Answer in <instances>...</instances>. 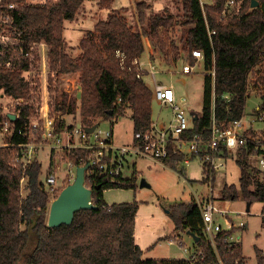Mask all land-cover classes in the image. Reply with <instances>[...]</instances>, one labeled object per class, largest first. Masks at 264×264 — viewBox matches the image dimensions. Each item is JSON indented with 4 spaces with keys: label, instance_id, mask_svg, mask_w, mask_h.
<instances>
[{
    "label": "trees",
    "instance_id": "16d2710c",
    "mask_svg": "<svg viewBox=\"0 0 264 264\" xmlns=\"http://www.w3.org/2000/svg\"><path fill=\"white\" fill-rule=\"evenodd\" d=\"M87 1L47 0L32 4L28 0H0V18H10L6 27L0 26V32L8 37L0 42V91L15 101L14 109L20 113L17 128L35 115L39 99L33 94H38L37 80L25 73L39 68L40 55L34 49V59L30 60L21 53V48L29 51L35 44L47 46L51 75H78L81 124L85 128L107 120L115 124L129 108L133 111L134 132H146L151 127L153 92L139 77L137 66L145 53L146 40L152 45V57L160 53L168 64L196 63L192 52H203L207 71L203 108L195 116L188 136L200 133L208 138L214 120L228 124L243 118L250 98L249 77L256 70L262 69L255 86L264 87V0H241L240 11L224 21L222 14L228 0H214L212 5H204L201 0H175L181 6V20L167 9L148 14L150 6L146 0H139L137 24H131L125 16L129 8L112 9L108 18L100 20L94 31L80 41L81 53L73 57L64 37L65 22L75 20ZM253 1L259 5L252 7ZM112 3L113 0H99L102 9H110ZM11 4L16 7L10 9ZM177 26L184 28L180 44L172 38ZM184 53L189 54L187 58ZM50 82L54 92L52 77ZM65 94L62 101L53 97L55 112L75 110L77 99ZM21 99L24 103H17ZM58 125L66 127L62 117ZM13 140L20 143L24 138L15 133ZM14 155V150L0 148V264H247L241 243L229 248L226 239L231 232L220 234L216 247L206 239L195 202L174 204L170 217L176 230L189 231L200 238L197 245L201 254L190 259H144L134 236L139 204L134 201L109 205L103 197L107 189L136 188L137 174L113 183L100 180L96 186L102 188L93 194L98 209L81 210L71 225L50 228V195L40 181L41 163L36 160L28 167L14 166ZM76 155L83 157L86 151H77ZM252 155L250 149H239V186H224L221 199L236 201L241 197L247 202L264 203V179L260 178L262 171L250 163ZM182 160L183 156L174 155L163 162L174 168ZM24 174L29 177V194L22 197L20 183ZM257 261L264 264L261 250L257 251Z\"/></svg>",
    "mask_w": 264,
    "mask_h": 264
},
{
    "label": "built area",
    "instance_id": "2783aa9c",
    "mask_svg": "<svg viewBox=\"0 0 264 264\" xmlns=\"http://www.w3.org/2000/svg\"><path fill=\"white\" fill-rule=\"evenodd\" d=\"M241 4V0H228L226 8L230 6L239 12ZM9 7L13 9L16 5L11 4ZM226 17L227 14L224 13L222 19ZM9 21L8 17L5 20L0 18V26L3 25L2 23L6 25ZM7 38L0 32V42H5ZM41 45L45 47L44 44H35L29 51L21 48L22 55L30 60L34 59V49H37L40 55L38 63L41 64L42 69L39 66L38 69L33 68L25 73L30 79L37 80L35 86L38 87V94L33 92L34 95L39 96L35 115L28 123L17 128L16 123L20 119V113L14 109L15 101L12 100L11 107L3 106L7 97L1 95L0 148L14 150V166L28 167L32 162L40 160L42 168L40 181L42 188L49 195L57 192L56 186L60 180L65 185L72 183L75 180L77 169L86 164L89 166L86 171L85 184L91 189H95L100 180L112 183L125 180L124 173L125 169L129 168L130 160L139 158H150L163 162L174 155H181L184 165L197 160L202 166L207 184L211 187L216 174L225 169L227 153L233 149H250L253 152L252 156L258 158V167L264 170V132L253 129L256 122H264V109L260 108L254 113L248 127L243 118L228 124L217 123L214 120L208 138L200 133L188 136L187 133L192 130L194 120L189 100L185 96H180L172 83L167 84L157 80L158 71L156 63L152 60L147 63L143 60L137 62L138 75L144 80L146 77L153 80V100L161 107H169L173 110L169 124L160 125L152 121L151 127L146 132H134L132 142L122 145L115 143L113 129L111 131L101 130L99 129L100 123L96 124L92 133L86 132V128L81 123L66 124L65 128H60L58 118L64 116L60 112L57 116L53 113L51 109L53 100L51 98L52 102L50 101V96L47 107L43 97V89H46V54L40 50ZM192 54L197 60L204 59L202 51L194 50ZM146 65H150L151 68H147ZM196 66L187 61L178 72L181 75H191L194 74ZM170 74L175 75L176 73L171 72ZM47 87H49L48 84ZM120 102L121 99L118 103ZM17 103L22 104L24 100H18ZM10 114H15L16 120H12ZM78 124L81 127H78ZM15 133L21 135L24 141L20 143L14 141ZM80 150H85L86 155L83 157L76 155ZM42 153H47L49 157L47 172L43 169L40 159ZM28 181L29 177L24 174L20 183L21 196L29 194ZM209 193V196H219L214 194L213 188ZM197 204L203 220V234L214 247H216V238L224 232H231L226 239L229 248L240 243L239 230L247 224L244 221L235 222L229 214V207L221 208L213 199L204 203L197 202ZM181 245L184 252L189 253V248L183 242ZM201 252L200 249L196 250L189 259L195 258Z\"/></svg>",
    "mask_w": 264,
    "mask_h": 264
},
{
    "label": "rangeland",
    "instance_id": "374dc122",
    "mask_svg": "<svg viewBox=\"0 0 264 264\" xmlns=\"http://www.w3.org/2000/svg\"><path fill=\"white\" fill-rule=\"evenodd\" d=\"M46 1L47 0H28V3L40 4ZM138 1L139 0H113L110 9H102L99 6V0H88V3H85L86 5L78 13L75 20L69 21L70 23L67 20L68 29L65 32L66 36L68 37L67 41H69L70 43H73L76 39H79L80 41L84 36L81 35L83 29L85 31V35L89 32L94 31L95 23L100 21L102 18L106 20L108 18L107 13H109V11L114 8H129V11L124 14L131 24H137V18L135 14L137 12L136 4L138 3ZM201 1L204 5H212L214 3V0ZM146 2L150 6L147 11L148 14L164 13V10L167 9L181 20V17H179V15L181 14V6H179L175 2V0H146ZM224 13L227 14L228 19L230 18V16L237 14V10L228 6L224 10L223 14ZM224 20L225 19H223L222 21ZM2 24L5 25L4 23ZM6 26L7 25H5V27ZM183 29L181 26H177L176 34L172 36L173 40H175L178 44H180ZM72 40L73 42H71ZM78 47L79 46L76 45L70 46L68 52L73 57H77L81 53ZM43 48L44 47L41 45L40 50H43ZM45 48L47 53V46H45ZM188 55V53L183 54L184 58H187ZM143 57L141 58V60L147 63L148 60L143 59ZM151 60L153 61V63H156V69L158 71L157 80L167 84L172 83L176 87L178 94L180 96H185L189 100L191 113L193 112L194 116L201 114L203 108L204 81L207 73L204 65V59L197 60V63L193 64L190 62L192 65H197L194 74L191 75L179 74L180 70L185 64L183 63V61H181V63L177 65L168 64V61L166 62L165 57L160 53H157L155 57L153 56ZM48 62V58H46V75L49 78L48 88L50 101L52 102L53 100L54 102L53 97H57L62 101L66 95L65 93L69 94V96L72 98H76L77 105L75 106V110L72 113L64 112L65 114H62V116H64L62 118H64L66 124L73 125L76 123H81L80 84L78 75L70 74L55 77V75H51L52 73ZM39 66L42 69L41 64ZM146 67L151 68L150 65H146ZM261 70L262 69L256 70L249 77L250 98L248 99L246 105V119H252L254 112H256L260 104H263L262 106H264V87L257 88L255 86V84L259 80ZM165 71H167V73L164 74L163 72ZM171 72L176 74L171 75ZM50 77L54 79V82H52V89L54 90V92L50 90ZM261 81L262 80H260L259 82ZM145 82L149 88H152V90L154 89L153 80H151L149 77H146ZM46 90L47 88L43 89L44 100L47 99ZM1 95L2 91H0V96ZM10 103H12V100L7 96V98L3 102V106L11 107ZM51 109L56 116L59 115V113L55 112L53 108ZM132 113L133 111L129 108L126 110L125 115L118 117L115 124H112L108 120L103 121L100 123L99 129L104 131H111V129H113L114 141L118 145L128 143L132 140L134 132ZM172 115L173 110L171 108L161 107L158 102L153 101V120L158 121L159 124H169ZM255 125L261 129H264V122L258 121ZM232 151L234 152H232L230 155L227 153L226 168L219 171L216 178H214V187L209 186L206 183V180L202 178L203 175L201 171V165L198 161H192L189 165H187L186 168V177L193 181L190 182V186L181 176H179L177 172L178 170H176L175 168L173 169L171 167H166L161 163V161L158 163L154 160L144 158L138 160H130L129 168L127 167L125 169L124 175L126 179L130 178L132 174H137L136 188H113L104 190V201L109 205L134 201L139 204L137 236L144 245H148V247H146L145 251L143 252L144 259H180L189 256L188 253H185L183 249H181V246L179 245V243H177L178 240L175 241L173 239L175 243L171 244L170 239L162 238L166 235H169V231L171 227H173V220L167 213V209L171 210L174 203L177 204L192 202L185 201H188L191 198L193 190L197 192V196H209V192H211V188H213L214 194L219 195L221 198V191L225 185L235 184L239 186L241 171L239 165L236 162L239 150L233 149ZM40 159L43 163V169L47 172L49 163V157L47 156V153L40 154ZM135 162L136 166L135 168H133L132 165ZM256 164L258 165L257 161L255 162V165ZM260 178L264 179V175H261ZM143 180L147 185L141 187V183ZM69 184L71 183L65 185L61 182V180L57 184V192L54 195H50L48 215L51 203ZM216 203L225 209L226 207H229V214L234 218L235 222L239 223L241 221H244L246 224H248V226L240 232V234L243 235L241 241L243 243L244 252L248 257L249 264H258L256 258L257 251L259 249L264 250V228L262 227L261 203H253L250 212H246L245 209L247 203L242 199L236 200L235 202L216 201ZM24 227L25 226L23 225V228ZM184 244L188 245L187 238L186 240H184ZM19 264L25 263L22 261Z\"/></svg>",
    "mask_w": 264,
    "mask_h": 264
},
{
    "label": "crops",
    "instance_id": "0c3cea01",
    "mask_svg": "<svg viewBox=\"0 0 264 264\" xmlns=\"http://www.w3.org/2000/svg\"><path fill=\"white\" fill-rule=\"evenodd\" d=\"M86 3H88V2H86ZM86 5V4H85ZM84 5V6H85ZM114 9H119V8H114ZM109 13H110V11H109ZM109 13H107V15H109ZM108 17V16H107ZM101 20H104L103 18L101 19ZM69 22V21H68ZM99 22V21H98ZM98 22H96L95 23V25L98 23ZM70 23V22H69ZM94 25V26H95ZM68 28H67V21L65 22V30H64V37H65V40H66V42L68 43V45L69 46H74V45H76V46H78L79 45V43H80V41L85 37V34H84V29H83V32H82V36H83V38L79 41V39H76L74 42H73V40L71 41V42H73V43H70L69 41H67V36H66V30H67ZM79 42V43H78ZM146 43V50H145V53H144V57H143V59H145V60H151V57H152V54H154V52H153V49H152V45L150 44V42H145ZM150 44V46H149V44ZM73 44V45H72ZM78 44V45H77ZM148 44V45H147ZM149 46V47H148ZM43 53H45L46 54V58H48V50H47V53H46V48L44 47L43 48ZM46 74H47V71H46ZM46 88H47V99H46V107L48 106V102H49V89H48V87H47V84H48V76L46 75ZM162 82V81H161ZM176 88V87H175ZM151 90H152V88H150ZM177 90V89H176ZM154 101V100H153ZM247 105V104H246ZM263 105V104H262ZM262 105L260 104L259 106H258V108H257V110L258 109H260L261 107H262ZM256 110V111H257ZM255 113V112H254ZM192 114H193V112H192ZM196 116H198V115H196ZM253 116H254V114H253ZM194 119H195V116H194ZM243 120H244V123H245V125H246V127H248L249 126V122H250V120L251 119H246V111H245V115H244V117H243ZM152 121H155V120H153V117H152ZM158 124H159V122L158 121H156ZM256 124V123H255ZM253 125V129H255V130H259V131H263L264 132V129H261V128H259V127H257L256 125ZM160 125H162V124H160ZM133 126H134V123H133ZM133 134H134V132H133ZM132 139H133V136H132ZM130 142H132V140L130 141ZM130 142H128V143H130ZM232 152H234V151H231V152H228V154L230 155ZM139 159H144V158H139ZM146 159H150V158H146ZM258 158H257V156H251L250 157V163L255 167V168H257L258 170H260V171H262V175H264V170H261L260 169V167H258V165L256 164L255 165V162L257 161V163H258V160H257ZM134 160V159H133ZM138 160V159H137ZM150 160H153V159H150ZM155 162H160V161H156V160H154ZM192 161H197V160H192ZM192 161H190V163L192 162ZM164 166H166V167H171V166H169L168 164H165L164 162H161ZM189 163V164H190ZM185 163H184V161H181V162H179L177 165H176V167H174L176 170H178L177 172H178V174H179V176H181L184 180H185V182L187 183V184H189L190 185V182H193L192 180H190V179H188V177H186V168H187V165H189V164H187V165H184ZM200 164V163H199ZM133 166V168H135V166H136V162L132 165ZM171 168H173V167H171ZM173 168V169H174ZM225 168H226V166H225ZM224 170V169H223ZM201 171H202V166H201ZM133 175V174H132ZM131 175V176H132ZM202 178L203 179H205L204 178V174H203V172H202ZM216 176H217V174H216ZM131 178V177H130ZM216 178V177H215ZM215 180V179H214ZM203 181V180H202ZM207 183V182H206ZM209 185V184H208ZM233 185V184H232ZM191 186V185H190ZM226 186V185H225ZM142 187V186H141ZM214 187V186H213ZM107 190H109V189H107ZM104 197V196H103ZM211 199H213V201H218V202H235V201H226V200H223V199H221L220 198V196L219 197H216V196H197V192H195L194 190L192 191V196H191V198L188 200V201H185V202H189V201H192V202H195L196 204H197V202H200V203H204V202H206V201H209V200H211ZM239 199H242L244 202H246L247 203V206H246V212H250V210H251V207H252V205H253V203H256V202H247V201H245L243 198H239ZM238 199V200H239ZM182 202H184V201H182ZM258 203H261V218H262V227L264 228V215H263V213H262V211H263V206H264V203H262V202H258ZM175 204V203H174ZM173 204V205H174ZM198 205V204H197ZM221 207V206H220ZM221 208H223V207H221ZM139 211V210H138ZM167 213L170 215V210L169 209H167ZM138 218H139V216H138V213H137V215H136V226H135V234H134V236H135V242L140 246V248L143 250V252L145 251V249H146V247H148V245H144L139 239H138V236H137V225H138ZM173 222V221H172ZM248 226V224L244 227V228H246ZM244 228H242L241 230H239V236H240V243H241V245H242V249H243V255H244V257H246V259H247V264H249V260H248V257L246 256V254H245V252H244V247H243V243H242V241H241V239H242V236L243 235H241L240 234V232L244 229ZM170 233H169V235H166L165 237H162V238H168V239H170V243L171 244H173V243H175V241L176 240H178L177 241V243H179V245L181 246V249H183V247H182V245H181V242H183L184 243V240H186V238H187V241H188V245L187 244H185V246L186 247H188L189 248V253H188V255L189 256H186V257H183V258H180V259H189V257L196 251V250H198L199 248H198V245H197V242L198 241H196L190 234H188L189 233V231H182V230H176L175 229V224H174V222H173V227H171V229H170V231H169ZM175 241H174V240ZM196 248V249H195ZM259 250H261V249H259ZM184 251V250H183ZM261 251H263L264 252V250H261ZM144 255V254H143ZM144 258V257H143ZM256 258H257V255H256ZM170 259V258H169ZM257 263H258V261H257Z\"/></svg>",
    "mask_w": 264,
    "mask_h": 264
},
{
    "label": "water",
    "instance_id": "95a60500",
    "mask_svg": "<svg viewBox=\"0 0 264 264\" xmlns=\"http://www.w3.org/2000/svg\"><path fill=\"white\" fill-rule=\"evenodd\" d=\"M257 1L252 2V7H257ZM12 120H16L15 114H10ZM78 127H81L78 124ZM96 128L94 125L91 128H86V132L92 133ZM89 164L81 166L77 169L75 180L66 186L59 194V196L51 203L48 215V227L57 228L61 225H71L74 221L75 214L81 210L98 209V206L93 201L94 190H100L102 185H98L95 189L86 186V171ZM143 180L141 186H146ZM196 241L200 238L192 232H189Z\"/></svg>",
    "mask_w": 264,
    "mask_h": 264
}]
</instances>
